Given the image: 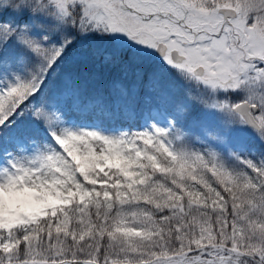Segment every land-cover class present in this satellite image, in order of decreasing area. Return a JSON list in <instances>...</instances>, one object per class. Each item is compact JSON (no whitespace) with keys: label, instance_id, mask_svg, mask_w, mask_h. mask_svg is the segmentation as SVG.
<instances>
[{"label":"snow or ice","instance_id":"snow-or-ice-1","mask_svg":"<svg viewBox=\"0 0 264 264\" xmlns=\"http://www.w3.org/2000/svg\"><path fill=\"white\" fill-rule=\"evenodd\" d=\"M0 264H264V0H0Z\"/></svg>","mask_w":264,"mask_h":264}]
</instances>
